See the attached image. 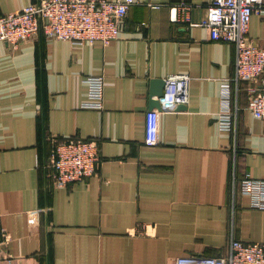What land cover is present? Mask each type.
<instances>
[{
    "label": "crops",
    "instance_id": "obj_1",
    "mask_svg": "<svg viewBox=\"0 0 264 264\" xmlns=\"http://www.w3.org/2000/svg\"><path fill=\"white\" fill-rule=\"evenodd\" d=\"M38 1L0 0V16ZM182 2L189 21L174 20ZM211 3L135 0L109 44L0 40V264H175L226 253L232 231L264 243V208L232 189L234 168L264 180V120L248 107L258 82L235 80V44L201 24ZM249 37L264 48V13ZM174 73L191 76L189 102L151 111L150 80ZM96 75L102 106L89 102ZM51 136L97 139L98 172L56 186Z\"/></svg>",
    "mask_w": 264,
    "mask_h": 264
},
{
    "label": "built area",
    "instance_id": "obj_2",
    "mask_svg": "<svg viewBox=\"0 0 264 264\" xmlns=\"http://www.w3.org/2000/svg\"><path fill=\"white\" fill-rule=\"evenodd\" d=\"M133 3L135 0H39L0 16V40L17 48L43 32L58 40L109 44L120 37ZM176 10L174 20H190L188 3H180ZM255 13H264V0H212L208 16L201 24L210 28L213 40L235 44V80H257L258 87L253 88L248 107L256 118L264 120V48L249 37ZM104 81L100 75L86 79L90 103L102 106ZM190 82L188 73L167 76L164 93L159 98L162 110L187 104ZM229 89V83L224 84L225 100L230 95ZM224 105L218 122L222 129L231 130L233 117L228 102ZM101 150L97 139L51 136L47 166L53 170L55 185L63 187L95 175L102 160ZM232 189L234 199L240 191L252 196L254 206L264 208V180L255 179L249 173L239 178L234 168ZM135 232L145 233L146 225L141 224ZM175 264H264V243L244 242L232 231L226 253L182 255L176 258Z\"/></svg>",
    "mask_w": 264,
    "mask_h": 264
},
{
    "label": "water",
    "instance_id": "obj_3",
    "mask_svg": "<svg viewBox=\"0 0 264 264\" xmlns=\"http://www.w3.org/2000/svg\"><path fill=\"white\" fill-rule=\"evenodd\" d=\"M165 84H166V78H152L150 80L149 109L151 111L162 110L159 98L164 93ZM181 107L182 105H179L176 108H181Z\"/></svg>",
    "mask_w": 264,
    "mask_h": 264
}]
</instances>
